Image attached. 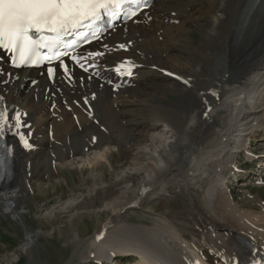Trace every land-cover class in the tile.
Listing matches in <instances>:
<instances>
[{
  "label": "bare ground",
  "instance_id": "6f19581e",
  "mask_svg": "<svg viewBox=\"0 0 264 264\" xmlns=\"http://www.w3.org/2000/svg\"><path fill=\"white\" fill-rule=\"evenodd\" d=\"M254 1L154 0L137 23L116 27L87 48L94 73L72 69L69 80L57 75L51 84L43 69L9 70L1 63L3 102L13 114L20 111L27 126L19 130L32 147L24 148L16 127L9 130L13 165L0 185V215L23 224L19 209L35 176L53 183L62 167H74L93 176L99 171L104 180L107 164L116 173L128 169L103 194L109 199L119 186L107 204L116 224L97 239L100 223L80 262L133 255L134 264H238L247 258L244 244L264 254L263 199L236 201L228 185L239 155L264 163L248 144L257 129L264 150V0L248 9ZM192 26L201 33L195 44L184 37ZM123 60L134 65L129 78L114 72ZM248 177L243 182L264 186L261 173ZM175 193L186 203L184 216L173 215L182 227L169 207H142ZM89 197L98 204L96 188ZM134 207L156 213L152 225L121 221ZM25 232L21 251L33 264L38 232Z\"/></svg>",
  "mask_w": 264,
  "mask_h": 264
},
{
  "label": "rangeland",
  "instance_id": "374dc122",
  "mask_svg": "<svg viewBox=\"0 0 264 264\" xmlns=\"http://www.w3.org/2000/svg\"><path fill=\"white\" fill-rule=\"evenodd\" d=\"M205 17L206 14L203 13L200 19ZM198 30V28L192 26L184 37H187L191 43L195 44L201 34ZM174 96L170 95V97ZM258 132L256 129L248 140L251 150L256 152L260 149L259 144L256 143ZM254 138H256L255 141ZM111 156L110 160L116 169V166H118L117 159L113 155ZM262 158L264 157L261 156ZM235 161L238 165L243 164V170L236 172L235 175L228 176L229 188L235 200L243 202L250 199H263L264 201V186H253L251 181L243 182L246 179L245 176H249L248 178L252 180L256 178V175L262 169L258 170L257 168L254 170L251 167L252 163L250 160L245 163V157L242 155H239ZM62 168L63 173L53 177V183L48 182L44 178L37 179L36 176L34 178L31 177L32 175L30 176L32 185L29 189L31 190L25 188L29 198L28 200L26 199L23 205H20L21 208L19 209L24 215L23 224L13 216L5 217L0 215V264L27 263L28 255L21 251L22 245L26 240L25 228L38 232V237L32 248L33 264H96L90 258L87 261L80 262V257L87 256L90 248L89 244H87L88 242H84L95 233L100 223L103 225L100 230L102 235L112 229L114 223L109 221L111 209L108 208L107 204L110 203V198L115 197V194L120 192L117 189L119 186H114L117 191L110 194L109 199L104 198L103 194L109 184L119 179L123 173L120 172L122 169H117L118 172L116 173L106 164L101 168L104 171L102 172L104 180H100L99 171L95 172L96 175L93 176L88 175L86 171L83 174L78 173L74 167H69L71 170L66 167ZM124 169L128 171L127 168ZM126 171L123 174H126ZM92 188L98 190V204H92V199L89 197ZM247 190L251 192L248 196L245 194ZM85 201L88 204H84ZM77 202L81 203V205L77 204ZM150 206L156 211H163L169 207L171 210L170 215L173 218L179 217L180 219L185 215L186 203L181 193H175L160 200L149 199L142 207L147 209ZM255 208H257V205H255ZM143 209L134 207L126 210L121 217V221L131 224L152 225L156 213L146 212ZM179 219L175 218V223L181 227L184 226V223L181 225L178 222L180 221ZM77 233L79 234L78 237L75 236ZM135 258L133 255H116L111 257L113 261L108 260L103 264H134Z\"/></svg>",
  "mask_w": 264,
  "mask_h": 264
},
{
  "label": "snow or ice",
  "instance_id": "6c2138e0",
  "mask_svg": "<svg viewBox=\"0 0 264 264\" xmlns=\"http://www.w3.org/2000/svg\"><path fill=\"white\" fill-rule=\"evenodd\" d=\"M139 3L140 0H0V49L12 54V63L16 67L36 63L43 57L49 62L58 61V66L67 72L68 68L62 57L69 56L76 63L82 57L61 50L74 49L77 44L76 40L69 42L64 37L75 35L88 43V33L82 32V28H92L104 17L116 18L121 12L128 18L135 17L138 14L135 8L127 12L125 8L130 5L138 8ZM33 33L36 34L35 37ZM93 37L96 38L95 32ZM120 47L125 48V45ZM44 49L50 54L42 52ZM88 55L102 56L103 53L90 52ZM80 67L84 68V65L80 64ZM133 67L130 61H126L116 71L123 69L131 76ZM84 70L87 71V68ZM53 73L54 69L49 68L48 75L51 77ZM0 101H3V97H0ZM13 120L15 125L11 123ZM26 126L21 122L20 112L13 114L7 107L0 106V140L4 139L6 129L16 127L19 130ZM16 135L24 148L32 147L23 132L18 131ZM11 151V148L5 149L8 155ZM6 162V155L0 153V167H5ZM100 238L98 235L97 239ZM253 264L260 262L253 261Z\"/></svg>",
  "mask_w": 264,
  "mask_h": 264
}]
</instances>
